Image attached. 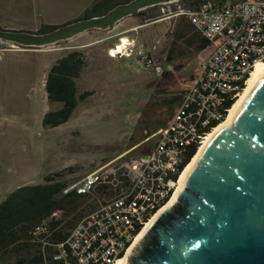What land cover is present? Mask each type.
I'll use <instances>...</instances> for the list:
<instances>
[{
  "label": "rangeland",
  "instance_id": "rangeland-1",
  "mask_svg": "<svg viewBox=\"0 0 264 264\" xmlns=\"http://www.w3.org/2000/svg\"><path fill=\"white\" fill-rule=\"evenodd\" d=\"M95 1L0 0V27L39 32L43 25L61 26L81 19ZM153 14L159 16V10L136 17L139 26L130 30L121 23L46 51L0 44V203L19 187L44 183L47 176L70 187L92 172L104 167L114 171L151 152V135L168 125L179 106L170 85L179 90L190 82L203 58L188 43L199 34L186 20L153 23ZM124 38L129 44L122 55L111 57ZM172 46L177 50L168 61ZM73 50L82 51L87 60L77 80L79 91L92 96L67 123L45 127V114L63 109L47 98V74ZM110 199L97 188L79 206L64 211L62 224H69L70 232ZM0 264H15V259L5 256Z\"/></svg>",
  "mask_w": 264,
  "mask_h": 264
},
{
  "label": "built area",
  "instance_id": "built-area-1",
  "mask_svg": "<svg viewBox=\"0 0 264 264\" xmlns=\"http://www.w3.org/2000/svg\"><path fill=\"white\" fill-rule=\"evenodd\" d=\"M158 10L153 23L186 20L210 43L212 53L190 82L179 90L170 85L179 106L168 125L151 135L155 144L148 155L114 171L92 172L64 191L88 196L101 188L111 199L79 219L63 242L51 239L49 226L63 222L64 211H55L37 227L31 242L40 247L43 264H115L124 257L172 199L187 165L228 112L235 91H245L264 56V0H207L198 6L179 1Z\"/></svg>",
  "mask_w": 264,
  "mask_h": 264
},
{
  "label": "water",
  "instance_id": "water-1",
  "mask_svg": "<svg viewBox=\"0 0 264 264\" xmlns=\"http://www.w3.org/2000/svg\"><path fill=\"white\" fill-rule=\"evenodd\" d=\"M179 1L131 0L47 33L0 28V44L46 51ZM127 264H264V76L204 147L174 202L157 214Z\"/></svg>",
  "mask_w": 264,
  "mask_h": 264
},
{
  "label": "trees",
  "instance_id": "trees-1",
  "mask_svg": "<svg viewBox=\"0 0 264 264\" xmlns=\"http://www.w3.org/2000/svg\"><path fill=\"white\" fill-rule=\"evenodd\" d=\"M129 1L131 0H96L84 11L81 19L104 15L114 7ZM204 1L207 0H182L187 6H198ZM157 9H148L136 17H143ZM157 17L158 15L153 14L151 18L154 20ZM56 27L58 26L43 25L38 33H47ZM188 43L195 46L196 53H201L210 46V43L200 35L193 36ZM176 50L177 47L172 46L168 61L172 60L171 56ZM86 65L85 54L73 50L50 68L45 84L47 98L52 103H62L63 109L45 114L43 119L45 127L57 128L67 123L79 104L92 96V92H80L77 85V80ZM232 103H228V106ZM195 151L196 149L192 155ZM55 176L59 177L58 174ZM68 187L67 182L47 176L44 183L19 187L0 203V259L13 256L15 264H43L40 247L31 242L33 232L55 211H67L72 205L79 206L81 200L86 197L78 195L76 191L64 194ZM67 225L69 224L63 225L62 222L53 221L49 226L51 239L57 243L65 241L69 235Z\"/></svg>",
  "mask_w": 264,
  "mask_h": 264
},
{
  "label": "bare ground",
  "instance_id": "bare-ground-1",
  "mask_svg": "<svg viewBox=\"0 0 264 264\" xmlns=\"http://www.w3.org/2000/svg\"><path fill=\"white\" fill-rule=\"evenodd\" d=\"M128 44H129V41L124 42L122 44H119L118 46H116L112 50V52L113 53L122 54L123 51L125 50L126 46H128ZM124 56H126V54ZM263 76H264V56L260 59V62H258L257 65L255 66V69H254V71H253V73H252V75L250 77V80L248 82V86L245 89V91L244 92H243V90H236L235 91V95L233 96V103L234 104H232L231 106H228V112H224V118H221V120L218 121V126H216L215 129L207 136V138L205 139V141L202 144V146L199 148V150L197 151V153L195 154V156L189 162V164L187 165L186 169L184 170V173L182 174V176L180 178L179 187H178L176 193L174 194V196L172 197V199L169 201V203L164 208H166L167 206L171 205L174 202V199H175L176 195L178 194L179 190L183 186V182L185 180V177L187 176L188 172L193 167V165L196 163V161H197L199 155L201 154L202 150L204 149V147L211 141V139L220 130L224 129L225 127H227L231 123V120L233 119V117H234L235 113L237 112V110L242 105V103H243L244 99L246 98V96L249 94V92H251L253 90V88L256 86V84L259 82V80ZM162 210H160L159 212H161ZM157 214H156V216H157ZM155 217L140 232V234L138 235V237L135 240V242L132 244V246L127 251L126 255L124 257H122L115 264H127L128 263L130 253L135 249L136 244L138 243V241L140 240V238L143 236V234H144L145 230L148 228V226L153 222V220L155 219Z\"/></svg>",
  "mask_w": 264,
  "mask_h": 264
},
{
  "label": "crops",
  "instance_id": "crops-1",
  "mask_svg": "<svg viewBox=\"0 0 264 264\" xmlns=\"http://www.w3.org/2000/svg\"><path fill=\"white\" fill-rule=\"evenodd\" d=\"M136 16L135 17H131V18H127V19H125V20H123L122 22H120V24L121 23H126V26H124V30H130V29H132V28H135L136 26H139V25H137V23H136ZM88 33H90V32H88ZM85 35H87V33H85L84 35H82V36H79V37H84ZM79 37H77V38H79ZM76 38V39H77ZM110 38L111 37H107V38H105V39H102V41H108V40H110ZM127 41H129L128 39H126V38H124L121 42H120V44H122V43H124V42H127ZM90 44H92V43H90ZM119 45V44H118ZM117 45V46H118ZM212 53V47L211 46H209L206 50H204V51H202L200 54H199V56L201 57H203L202 58V60H199V62H198V66H200L209 56H210V54ZM59 60V59H58ZM56 62H57V60H56ZM55 62V63H56ZM53 66V65H52ZM51 66V67H52ZM50 67V68H51ZM189 76V75H188ZM79 89V88H78Z\"/></svg>",
  "mask_w": 264,
  "mask_h": 264
}]
</instances>
